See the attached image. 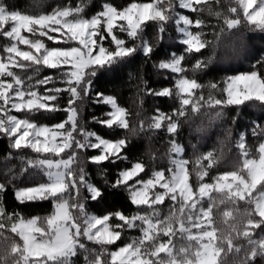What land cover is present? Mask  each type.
<instances>
[{
  "label": "snow or ice",
  "instance_id": "6c2138e0",
  "mask_svg": "<svg viewBox=\"0 0 264 264\" xmlns=\"http://www.w3.org/2000/svg\"><path fill=\"white\" fill-rule=\"evenodd\" d=\"M205 3L206 0H176L174 6L172 0H153L148 3L133 2L122 9L106 3L102 5V11L91 18H84L81 15L83 9L80 7L58 9L49 15L33 16L0 5V35L13 41L5 49L8 62L0 59V77L12 78V82L0 79V113L4 117L0 118V135L12 141L13 149H30L39 154L35 159L28 158L26 162L46 177L45 182L16 189L14 195L22 203L45 200L53 203V212L47 217L17 218L16 223L11 226V232L16 234L20 242L14 241L0 251V264H73V259L79 255H82L84 264H223L222 253L226 256L228 253L241 251L234 244L233 234L248 241V249L241 264H249V260L254 262L257 258L264 259V233L253 238L256 234L252 231L264 227V138L258 144V159L250 158L245 142L246 133H241L237 144L242 158L241 167L218 175L214 183H205L203 180L208 172L201 165L198 173L201 182L196 189L189 182L186 167L189 162L185 159L170 160L172 167L167 169L170 176H166L165 170L161 169L154 171L147 180L138 179L145 172L142 162H135L130 168L118 171L111 186L125 188L133 205L154 208L155 205L162 204L166 197L172 201L174 210H170V214L163 220L155 210L144 215L137 213L128 216L123 211L103 216L91 215L84 204L78 202L81 187L87 190L92 200L101 198L103 193L87 180L83 168L77 170L74 167L78 161L77 152L99 150V154L88 157L91 163L119 162L126 158L123 153L128 140L126 137L109 139L78 128L76 104L89 96L92 77L98 72L115 70L121 62L137 51H142L146 56L151 54L153 48L142 37L143 26L147 22L152 21L159 25L158 36L163 34L166 23H174L176 30L184 37L181 42L186 46L187 53H201L210 43L213 56L209 57L208 62L221 64H227L240 58L242 52L246 54L250 51L244 35L232 31L241 25L242 20L247 25L264 31V0H235L238 6L230 7L228 11L238 18L225 19L227 31L221 28L215 34L214 41L203 40L201 32L194 33L191 30L193 26L200 28L203 21L173 13L176 8L201 12L203 9L198 6ZM117 29L131 39V45L116 34ZM24 31L32 34L38 32L41 37L69 46L47 47L41 39L31 40L23 35ZM109 37L114 50L103 44ZM137 40L141 41L139 46L136 45ZM71 42H75L76 46H72ZM17 44L29 46L35 50V54L33 51L21 50ZM183 61V55L172 53L168 60L159 63V69L170 70L179 76L174 81V86L175 95L180 99V107L174 110L173 116L162 114L157 109L147 130L164 128L168 134L174 135L179 128V120L176 118H186V108L190 107L191 112L196 114L203 107L204 97L195 96L202 85L196 79L185 75ZM258 63L264 64V61ZM33 66H36L34 71L37 74L39 66L60 70L63 83L67 87H46L43 94L34 90L25 91L24 80L11 68L26 70ZM204 66L206 62L198 61L195 69ZM28 79L31 80L32 77ZM52 81L53 76L47 75L37 79L35 86L48 85ZM33 87L32 84L28 85L29 89ZM211 87L214 89L216 86ZM223 91L226 98L209 97L206 102L208 107L243 106L246 102H259V106L264 109V73L258 70L231 76ZM64 92L69 96L67 106L61 108L57 101ZM151 94L168 97L174 93L173 89L165 87ZM96 95L97 102L102 101L110 106L106 113L107 118L97 121L100 125L136 133L135 128L129 127L125 108L118 104L115 97L99 92ZM8 106L16 112L26 113L64 111L67 118L52 125L38 124L10 114ZM222 115L221 111H217L212 118L219 119ZM66 125H70V128ZM77 131L83 136V141L74 135ZM251 131L254 136L257 135L256 127ZM261 131L264 132V129ZM92 138L95 142H92ZM170 145L171 153L176 156L183 153V147L174 139L170 141ZM61 154H66V158ZM24 159L21 157L22 161ZM198 160L209 161L208 167L215 163L212 152L198 157ZM242 172H246V176ZM129 181L134 183L130 184ZM8 186L10 182L0 183V194L7 191ZM157 188L161 191H155ZM213 193L220 194L219 204L235 205L238 201H245L254 206L251 211L237 214L246 220V224L242 225L243 230L238 227L239 221L228 223L229 218L235 220L236 217L233 211L227 210L223 212V216L228 227L218 234L213 217V209L218 205ZM72 210H75V215ZM3 212V207H0V214ZM112 219L120 223L110 224ZM137 221L142 223L138 224ZM3 227L0 224V229ZM125 228L139 229L141 235L108 253L110 261L102 260L103 253L94 252L84 242H92L103 249L104 246L114 245L119 241ZM177 235L188 241V245L177 248L172 241ZM160 236L168 237V241L158 242ZM189 256L194 259H189Z\"/></svg>",
  "mask_w": 264,
  "mask_h": 264
},
{
  "label": "trees",
  "instance_id": "16d2710c",
  "mask_svg": "<svg viewBox=\"0 0 264 264\" xmlns=\"http://www.w3.org/2000/svg\"><path fill=\"white\" fill-rule=\"evenodd\" d=\"M133 2L148 3L153 2V0H0V5L7 6L9 10L19 11L21 14L33 16L49 15L58 9L80 7L83 9L81 15L84 18H91L102 11V5L106 3L112 4L117 9H122ZM172 3L175 6L176 0H172ZM233 6H238L235 0H206L205 4L198 6L203 9L201 12H191L176 8L173 15L182 11L193 20L199 19L203 21L200 28L193 26L191 30L194 33L201 32L203 40L212 42L215 34L220 32L221 28H225L227 31L224 24L225 19L238 18L235 14H231L228 11ZM158 27L159 25L152 21L147 22L143 26V40L149 42L153 48L150 55L146 56L142 51H137L134 55L121 62L115 70L98 72L96 76L92 77L93 82L89 96L76 104L78 128L98 133L102 137L109 139L126 137L128 140L127 148L123 153L126 158H122L119 162L91 163L88 161V157L99 154V150L77 152L78 161L74 167L77 170L83 168L87 180L101 189L103 193L101 198L92 200L87 190L83 187L80 188L78 202L83 203L86 211L91 215L103 216L115 211H123L128 216L137 213L144 215L151 214L155 210L159 213L161 220L165 219L170 214V210H174L175 207L167 197L162 204L155 205L154 208H148L147 206L137 207L130 203L129 192L125 188H113L111 185L116 179L118 171L130 168L135 162H142L145 165V172L141 173L138 179L147 180L154 171L161 169L165 170L167 176H170L167 169L172 167L170 160L175 158V154L170 152V141L173 139L184 149L182 157L189 162L187 165L189 181L194 189L198 188L201 182L198 179L201 165L208 172V175L203 180L205 183H214L218 175L227 171L238 170L241 167L242 158L237 146L241 133H246L245 142L250 158L258 159V144L264 138V132L261 131V129H264V109L259 106V102L255 104L246 102L243 106H222L218 108L208 107L206 102L209 97L213 99L226 98V93L223 90L227 87L231 76L252 70L264 73V64L258 63L259 61H264V31L255 29L254 26L247 25L242 20L241 25L232 31L244 35L250 51L246 54L242 52L240 58L227 64H221L215 61L208 62L209 57L213 56V49L210 43L206 45L201 53H187L186 46L181 42L183 35L176 30L177 26L174 23H166L163 34L159 36ZM115 31L120 38L127 40L129 45H131L132 41L125 33L119 32L118 29ZM27 35L31 40L41 39L47 47L69 46L62 42L48 40L47 37H41L38 32L35 34L27 32ZM11 43H13L11 38L0 35V56L3 59L7 58L8 54L5 49ZM71 44H74V42H71ZM103 44L106 48L114 50L110 37L105 39ZM140 44L141 41L137 40L136 45L139 46ZM20 46L33 51L27 45L20 44ZM172 53L184 56L183 67L186 70L185 75L190 79H196L202 85L201 89L195 93V96L202 95L205 99V103L199 113H192L189 107L186 108V118H176L179 120V128L174 135L168 134L164 128L161 130H147L151 118L156 114L157 109L162 114L173 116L174 110L180 107V99L175 95L174 86V81L179 78L178 74L172 73L170 70L159 69L158 67L159 63L168 60ZM198 61L206 62V66L195 69ZM35 67H29L26 70L16 67L12 68V71L24 80L23 87L25 91L34 90L43 94L46 87H67L63 83L60 70L39 66L37 74L34 71ZM47 75L53 76L52 83L35 86L37 79H42ZM28 77H32V79L29 80ZM10 79L12 80V78ZM29 84L34 85V87L29 89ZM211 85L216 87L213 89ZM165 87L173 89L174 94L168 97L151 94L154 91H161ZM97 92L111 95L117 99L118 104L126 110V119L129 127L137 130L135 134L127 129L118 127L110 129L97 122L100 119L107 118L106 113L110 110V106L105 105L102 101L97 102ZM68 96L67 92L61 94L60 99L57 101L61 108L67 106ZM8 107L10 114L16 115L20 119L33 120L38 124L52 125L67 118V114L64 111L26 113L16 112L11 110L10 106ZM217 111H221L223 115L219 119H213L212 117L215 116ZM66 126L70 127V125ZM253 127L257 128V135L255 136L251 131ZM197 129H200V131H197ZM11 143V140L0 135V183L8 184L10 182L7 191L0 194V207L4 209V212L0 214V224L4 225L0 229V251L14 241L20 242L16 234L11 232L12 223L18 217L24 219L37 217L42 219L53 212V203L50 200L22 203L16 199L14 195L16 189L45 182L46 177L26 162L28 158L35 159L39 154L33 153L30 149H13L11 148ZM209 152L214 154L215 160L211 167H208L209 161L198 160V157L206 156ZM21 157L25 159L22 161ZM63 157H66V154H63ZM241 174L246 176V172ZM129 183H134V181H129ZM213 196L217 200L218 205L213 209L214 225L217 227L218 234L221 230L228 227L223 216V212L227 210L233 211V215L236 217L235 220L229 218L228 223H237L239 221L238 227L243 230L242 225L246 224V220L237 214L251 211L254 206L248 205L245 201H238L235 205L230 203L219 204L220 194L213 193ZM206 204L207 201H205ZM72 211L75 215V210ZM254 218L259 219L256 216ZM116 223L120 222L116 219L110 220V224L114 225ZM137 223L140 224L142 222L137 221ZM252 231L256 234L253 238H257L259 234L264 233V227L253 229ZM140 235L139 229L130 230L125 228L119 241L114 245L104 246L103 249L92 242H84L94 252H102V260L109 261L110 256L107 255L108 253L132 242ZM233 235L234 244L240 247L241 251L239 253L231 252L226 256L222 253L223 264H241L245 251L248 249L246 238ZM161 241L166 243L168 237L160 236L158 242ZM172 241L177 248L187 246L189 243L181 239L179 235L173 237ZM161 256L163 257L164 254H161ZM188 258L191 259L190 256ZM73 264H84L82 255L74 258ZM249 264H264V259L257 258L254 262L249 260Z\"/></svg>",
  "mask_w": 264,
  "mask_h": 264
},
{
  "label": "rangeland",
  "instance_id": "374dc122",
  "mask_svg": "<svg viewBox=\"0 0 264 264\" xmlns=\"http://www.w3.org/2000/svg\"><path fill=\"white\" fill-rule=\"evenodd\" d=\"M178 13H181V14H184V15H186L184 12H182V11H179ZM22 34L23 35H25V36H27L28 38H29V36L27 35V31H24V32H22ZM50 35H53V36H56V35H58V34H56V33H49ZM184 38V37H183ZM182 38V39H183ZM17 46L21 49V50H25V51H31V50H28V49H25V48H22L21 46H20V44H17ZM72 46H76V44H75V42H74V44H72ZM105 46V45H104ZM106 47V46H105ZM33 53H35V50L33 49ZM0 59H2L4 62H8L7 61V58L6 59H3V57H1L0 56ZM18 59V58H17ZM11 70H12V68H11ZM239 75V74H238ZM0 79H2V80H5V81H7V82H12V80L9 78V77H0ZM0 104H2V101H0ZM0 118H4L3 117V114L2 113H0ZM66 127H68V126H66ZM70 128V127H69ZM89 132V131H88ZM74 135L76 136V138L78 139V140H81V141H83V136L80 134V132L79 131H77L76 133H74ZM92 142H95V139L94 138H92ZM61 156L63 157V154H61ZM53 159H55L54 157H52ZM63 158H66V157H63ZM175 158H178V159H183V157H182V154H180V155H178V156H176L175 155ZM187 167V166H186ZM167 176V175H166ZM190 182V181H189ZM155 191H161L159 188H157V189H155ZM20 218H22V217H20ZM32 218H37V217H32ZM29 219H31V218H29ZM14 223H16V220H14L13 221ZM14 223H12V224H14ZM194 243V242H193ZM195 250V244H193V251ZM191 257V259H194V257H192V256H190ZM109 261H110V257H109Z\"/></svg>",
  "mask_w": 264,
  "mask_h": 264
}]
</instances>
